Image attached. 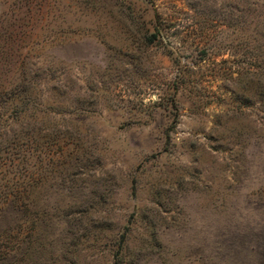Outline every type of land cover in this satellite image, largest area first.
Returning <instances> with one entry per match:
<instances>
[{
    "label": "rangeland",
    "instance_id": "rangeland-1",
    "mask_svg": "<svg viewBox=\"0 0 264 264\" xmlns=\"http://www.w3.org/2000/svg\"><path fill=\"white\" fill-rule=\"evenodd\" d=\"M2 93L0 264H264V0H0Z\"/></svg>",
    "mask_w": 264,
    "mask_h": 264
},
{
    "label": "crops",
    "instance_id": "crops-1",
    "mask_svg": "<svg viewBox=\"0 0 264 264\" xmlns=\"http://www.w3.org/2000/svg\"><path fill=\"white\" fill-rule=\"evenodd\" d=\"M260 176L263 179L260 180L257 187H254L256 192H258V195H247V205L245 203V199H243L244 201L241 204L237 202L235 204L233 203L232 210L236 215L234 217L236 228L241 226L240 221H242V218H240L238 214L247 213L250 214L252 220H254V222H251L249 224V228L260 230L259 233L264 235V172L260 174ZM242 227H245V225H243Z\"/></svg>",
    "mask_w": 264,
    "mask_h": 264
},
{
    "label": "trees",
    "instance_id": "trees-1",
    "mask_svg": "<svg viewBox=\"0 0 264 264\" xmlns=\"http://www.w3.org/2000/svg\"><path fill=\"white\" fill-rule=\"evenodd\" d=\"M155 37V35H154ZM27 97H22L20 95L11 96V98L7 99L6 105L9 106L10 110L12 111V114L16 112V114H25L27 113V106L29 103L34 102V94L29 93ZM6 97V94H0V99H4ZM11 114V115H12ZM10 191V195H8V198L5 200L7 201L6 204L8 205V208L11 210H20L23 206L26 205V202L24 201L23 194L20 189L15 188ZM11 196V197H10ZM8 258V257H7Z\"/></svg>",
    "mask_w": 264,
    "mask_h": 264
}]
</instances>
